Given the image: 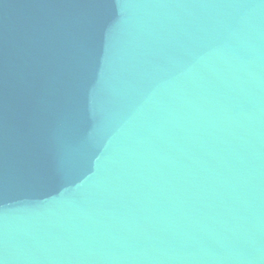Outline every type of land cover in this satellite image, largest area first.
<instances>
[{
    "label": "water",
    "instance_id": "water-1",
    "mask_svg": "<svg viewBox=\"0 0 264 264\" xmlns=\"http://www.w3.org/2000/svg\"><path fill=\"white\" fill-rule=\"evenodd\" d=\"M0 264H264V0H0Z\"/></svg>",
    "mask_w": 264,
    "mask_h": 264
}]
</instances>
